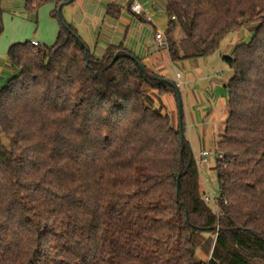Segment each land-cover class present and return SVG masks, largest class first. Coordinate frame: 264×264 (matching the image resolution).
<instances>
[{
    "label": "trees",
    "instance_id": "trees-1",
    "mask_svg": "<svg viewBox=\"0 0 264 264\" xmlns=\"http://www.w3.org/2000/svg\"><path fill=\"white\" fill-rule=\"evenodd\" d=\"M69 1L25 0L28 11L54 4L56 41L8 50L18 72L0 89V264H264V0H164L173 61L209 56L258 24L224 57L220 213L201 190L184 115L180 128L149 91L178 100V84L123 44L95 55L62 16Z\"/></svg>",
    "mask_w": 264,
    "mask_h": 264
},
{
    "label": "rangeland",
    "instance_id": "rangeland-1",
    "mask_svg": "<svg viewBox=\"0 0 264 264\" xmlns=\"http://www.w3.org/2000/svg\"><path fill=\"white\" fill-rule=\"evenodd\" d=\"M5 6L2 2L3 32L0 35V65H5L10 46L17 42L37 39L41 44L52 45L57 38L60 20L53 17L51 12L54 4L46 3L37 11H28L23 0H9ZM114 0H74L62 8L63 18L75 25L79 34L87 42L90 49L97 55H103L111 43L125 42L127 47H140L157 59L160 71H153L166 79L175 81L180 88L181 101L173 94L162 95L159 98L155 90H149L155 97L156 105L162 102L164 111L175 117L176 123L182 128L180 114L183 111L186 136L190 140L195 156L201 150H211L213 155L208 162H199L201 190L204 196L213 191V196L220 193L217 171L215 169L218 153L217 143L225 131V124L229 115V88L226 86L233 71L224 60L225 56H233L234 49L240 43L249 42L258 26L252 23L248 26L229 33L222 41L220 49L209 56L178 59L170 57L168 45L161 46L154 41L155 27L152 23L141 21L129 8L116 20L106 14V8ZM144 10L153 15L155 25L166 30L169 17L166 13L164 0H139ZM121 6V5H120ZM124 10V8L122 7ZM142 14V13H141ZM183 52L193 50L192 44L180 38ZM151 69V68H150ZM7 70V69H6ZM18 72V71H17ZM16 73L6 71L0 77V89ZM177 73H180L182 84H179ZM2 75V73H1ZM181 103V105H180ZM0 139L7 143L5 133L0 128ZM217 151V152H216ZM215 152V153H214ZM213 206L212 201L208 202ZM214 207V206H213ZM220 213L219 208H215ZM198 255L204 260L209 255L198 249Z\"/></svg>",
    "mask_w": 264,
    "mask_h": 264
},
{
    "label": "crops",
    "instance_id": "crops-1",
    "mask_svg": "<svg viewBox=\"0 0 264 264\" xmlns=\"http://www.w3.org/2000/svg\"><path fill=\"white\" fill-rule=\"evenodd\" d=\"M23 1H25V0H23ZM133 1L134 0H114L113 1V3L114 4H118V5H121L123 8H124V10L122 9V12H121V14L122 13H124V11H125V5L127 4V2L129 3V5H128V8H129V6H130V8H131V4L133 3ZM138 2H140L139 0H137ZM10 3V1L9 0H5V2L3 3L5 6H7L8 4ZM166 5V4H165ZM143 6V5H142ZM129 8V9H130ZM132 9V8H131ZM145 8H144V6H143V11H142V14L143 15H145V17H146V19L148 20L147 22H149V23H152L153 25H154V27H155V32H154V41L157 43V41H156V38H155V35H156V32H157V30H162V29H159L155 24V22H154V20H153V15H150V14H148L147 12H146V10H144ZM117 20V19H116ZM168 26V25H167ZM167 29V28H166ZM162 31H164V32H166V30H162ZM33 39H35V38H33ZM37 40V39H36ZM120 44H123V46L125 47V48H127L128 50H130V51H132L133 53H135L138 57H140L142 60H143V62L149 67V68H151V69H153L154 71H158V72H160V73H162V75H165V73H163L162 71H160V64H159V61L157 60V59H154V57L153 56H150V54H149V52H147V51H142L141 52V54H140V47H138V46H131L130 48L129 47H127V45L125 44V42L123 41H121V42H119V43H111L110 45H120ZM158 44V43H157ZM159 45V44H158ZM159 47H160V49H162V47L159 45ZM91 51L95 54V55H97L95 52L96 51H94V50H92L91 49ZM97 56H102V55H97ZM7 69V70H6ZM6 71H9V72H11V74H13V73H16L18 70H17V68L10 62V61H8L4 66L3 65H0V72L2 73V77H3V73H5ZM232 76V75H231ZM180 89V88H179Z\"/></svg>",
    "mask_w": 264,
    "mask_h": 264
},
{
    "label": "built area",
    "instance_id": "built-area-1",
    "mask_svg": "<svg viewBox=\"0 0 264 264\" xmlns=\"http://www.w3.org/2000/svg\"><path fill=\"white\" fill-rule=\"evenodd\" d=\"M131 8L133 11H135L136 13H142L143 11V6L140 2H138L137 0H134L133 3L131 4ZM155 38H156V41L157 43L160 45V46H165V45H168V41H167V37H166V33L162 30H157L156 32V35H155ZM31 42L34 44V45H39L41 44L38 40L36 39H32ZM177 77L179 79V84H182V80H181V75L180 73H177ZM217 152V151H216ZM215 153V152H214ZM213 155V152L211 150H201L198 154V156H195L196 160H197V163L199 162H208L209 159L211 158V156ZM218 158H222L224 156L223 152H219L218 154ZM213 191H208L207 195L204 196L205 197V200L207 202H211L212 201V204L214 206V209L215 208H219V204H218V196L214 197L213 196ZM212 206V205H211ZM220 209V208H219ZM216 210V209H215ZM217 212V211H216ZM218 213V212H217Z\"/></svg>",
    "mask_w": 264,
    "mask_h": 264
},
{
    "label": "water",
    "instance_id": "water-1",
    "mask_svg": "<svg viewBox=\"0 0 264 264\" xmlns=\"http://www.w3.org/2000/svg\"><path fill=\"white\" fill-rule=\"evenodd\" d=\"M72 1H74V0H70L69 2H72ZM178 98H179V101H181V95H180V93H178ZM180 105H181V103H180ZM182 115H183V111L180 114V120H181V122H182ZM181 125H182V123H181Z\"/></svg>",
    "mask_w": 264,
    "mask_h": 264
}]
</instances>
